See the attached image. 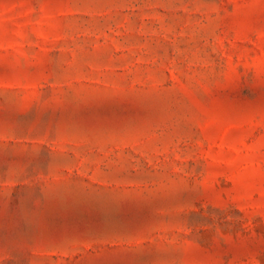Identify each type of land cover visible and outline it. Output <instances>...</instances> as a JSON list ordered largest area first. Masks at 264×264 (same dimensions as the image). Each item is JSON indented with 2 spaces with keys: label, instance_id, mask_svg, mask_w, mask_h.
Masks as SVG:
<instances>
[{
  "label": "rangeland",
  "instance_id": "obj_1",
  "mask_svg": "<svg viewBox=\"0 0 264 264\" xmlns=\"http://www.w3.org/2000/svg\"><path fill=\"white\" fill-rule=\"evenodd\" d=\"M0 264H264V0H0Z\"/></svg>",
  "mask_w": 264,
  "mask_h": 264
}]
</instances>
